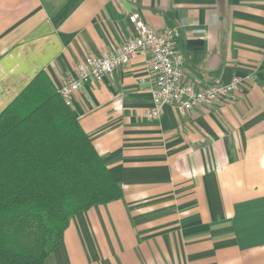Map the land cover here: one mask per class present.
I'll return each mask as SVG.
<instances>
[{"label":"crops","instance_id":"0c3cea01","mask_svg":"<svg viewBox=\"0 0 264 264\" xmlns=\"http://www.w3.org/2000/svg\"><path fill=\"white\" fill-rule=\"evenodd\" d=\"M174 28L184 76L243 77L234 99L148 119L141 53L69 105L123 188L76 213L45 264H264V0H0V113L41 71L56 89L90 56Z\"/></svg>","mask_w":264,"mask_h":264},{"label":"trees","instance_id":"16d2710c","mask_svg":"<svg viewBox=\"0 0 264 264\" xmlns=\"http://www.w3.org/2000/svg\"><path fill=\"white\" fill-rule=\"evenodd\" d=\"M122 197L77 112L41 71L0 113V264H45L76 213Z\"/></svg>","mask_w":264,"mask_h":264},{"label":"built area","instance_id":"2783aa9c","mask_svg":"<svg viewBox=\"0 0 264 264\" xmlns=\"http://www.w3.org/2000/svg\"><path fill=\"white\" fill-rule=\"evenodd\" d=\"M137 35L118 49L101 55L87 57L63 80L58 92L66 103L72 94L90 82H99L112 76L115 70L127 65L132 58L141 53H150L156 74L152 87L153 107L147 113L148 119H159L164 105L171 104L185 111L200 105H210L223 99H234L239 91L243 77L235 76L229 82L197 87L184 76L185 58L176 45L174 28L162 32L151 29L140 13L130 16Z\"/></svg>","mask_w":264,"mask_h":264}]
</instances>
